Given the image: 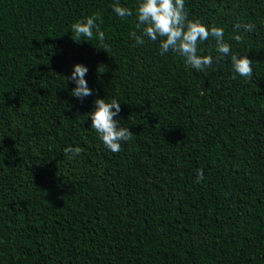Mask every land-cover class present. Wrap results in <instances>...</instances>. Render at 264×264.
<instances>
[{
	"label": "trees",
	"instance_id": "trees-1",
	"mask_svg": "<svg viewBox=\"0 0 264 264\" xmlns=\"http://www.w3.org/2000/svg\"><path fill=\"white\" fill-rule=\"evenodd\" d=\"M115 2L0 0V264H264V0H185L249 57L250 78L211 36L203 70L135 44V13ZM93 12L103 44L71 31ZM76 62L94 90L82 100ZM97 97L121 101L133 135L119 152L90 126Z\"/></svg>",
	"mask_w": 264,
	"mask_h": 264
},
{
	"label": "clouds",
	"instance_id": "clouds-1",
	"mask_svg": "<svg viewBox=\"0 0 264 264\" xmlns=\"http://www.w3.org/2000/svg\"><path fill=\"white\" fill-rule=\"evenodd\" d=\"M112 11L120 18H125L135 13V28L129 33L134 43L142 45L145 38L151 41H159V52L161 55L169 51L183 58L185 65L193 69L203 70L206 66L213 63L214 57L211 54H203L199 47L210 36L215 40V50L221 56H228L233 76L240 75L251 77L253 69L251 60L247 55H240L232 51L231 45L225 39V30L222 26L208 25L200 19H189L185 10V0H136L133 8L122 5L119 0L111 5ZM102 17L93 12L90 15L76 19L71 24V31L76 36L87 37L91 39L96 36L101 44L104 41V32L100 29ZM236 28L251 30L254 25L250 23H237ZM235 40H240V33H234ZM106 45L102 48L106 49ZM87 65L82 62L73 64L71 73L67 77L74 87L71 89V95L78 99L92 95L94 90L89 87L86 73ZM120 100L116 97L106 99L97 97L94 100V106L87 112L90 116V126L93 128L103 145L112 152L121 150V142L131 138L133 133L129 127L122 124L118 118L120 112ZM70 153L71 157L78 155L82 148L79 145H69L64 149ZM203 169L197 170L196 181L203 179Z\"/></svg>",
	"mask_w": 264,
	"mask_h": 264
}]
</instances>
